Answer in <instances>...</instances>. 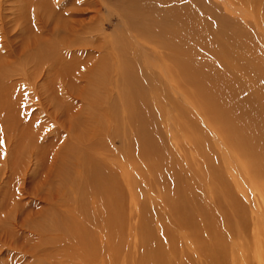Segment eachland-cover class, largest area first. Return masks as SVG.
I'll return each mask as SVG.
<instances>
[{"label":"rangeland","instance_id":"obj_1","mask_svg":"<svg viewBox=\"0 0 264 264\" xmlns=\"http://www.w3.org/2000/svg\"><path fill=\"white\" fill-rule=\"evenodd\" d=\"M205 1L207 6L214 8L215 13L219 12L226 19L231 34H236V37L231 35L224 41L220 39L218 46L224 53L216 59L217 63H230L232 71L231 62L237 61L232 52L237 53L238 58L246 56L247 52L251 54L252 51V54L261 55L264 64V25L259 24L264 23L261 19L264 18V0ZM203 2L204 0H190V5L195 12H199L202 10L199 5L203 7ZM121 4V0H0V264H79L84 261L86 264H260L257 257L260 249L256 248L253 225L259 224L261 248L264 249V216L259 215L258 197V190H264V179L248 171L246 162L237 156V151L228 150V154H224L215 138L211 137L219 156L213 160V165L209 164L210 158L200 165L196 161L197 158L199 160L198 155L194 157L193 153L197 149L195 142L189 140L186 143L184 136L179 146H176L175 153L182 158L187 157V151L193 154L190 164L197 169V172H191L195 176L198 194L203 195L204 190H214L215 194L232 190L236 193L233 200L236 206L237 194H242L246 202L249 196L253 203L258 201L256 207L246 204L248 211L244 220L238 218L240 214L236 211L237 207L234 212L229 207L224 210L225 214L214 217L215 230L227 235L234 243V250L225 253L221 246H213L216 241L208 235L209 226L204 228L211 217L206 219L200 213L195 215L194 221L199 223L198 226L204 232H200L203 247L196 241L199 237L196 239L183 234L191 228L177 229L171 218L166 222L173 228L174 236L168 235V239H164V231L158 226L160 223L156 213V209L159 210V199L155 204L153 202L148 205L150 203L141 196L146 190H152V194H146V197L158 196L161 187L153 182L151 172L145 168L143 160L134 154L137 129L126 118L127 113L123 110L121 101L122 86L119 77L115 76L119 71L117 66L120 58L113 45L115 42L126 45L122 36L127 37L121 31L127 18L120 9ZM207 16L209 18L210 15ZM214 16L217 21H221L218 16ZM205 24L213 29L207 19ZM130 32L135 33L133 29ZM236 40L239 42L236 43ZM137 42V46L142 43L141 46L152 49V45L144 41ZM129 52L133 56V50ZM194 56L191 57L195 59ZM230 56L234 58L233 61ZM104 60L109 61V70L111 64L115 66L112 68V78L109 72V78L97 80L94 74ZM238 66L237 64V69ZM242 78L250 79L248 75H243ZM93 89L94 92L98 91V96L93 94ZM190 91L193 93L195 88L191 87ZM174 95L180 102L182 89L175 88ZM101 97L109 98V102L114 101L119 112L122 110L118 117L119 123L110 112L108 114L112 119H105L107 124L93 119L87 122L88 119L84 118L86 113H92V116L105 115L104 110L108 106L105 98ZM182 111L189 115L186 109ZM182 111L177 110L171 115L172 118L177 117L174 118V127L177 129L185 125L191 126L190 120ZM161 128L165 150H172L170 144L173 140L169 130H164L167 129L164 124ZM125 149H131V153L129 151L125 155ZM214 149L210 143L204 154L213 153ZM88 154L96 160L100 159L102 163L108 162L107 165L117 172L118 182L113 185V190L117 189L114 193L119 194L118 203L121 208L119 211L112 209L111 212L118 217L114 224L118 228L122 227L120 229L123 235H119L118 242L109 241L111 259L108 262L102 258L108 248L105 246L102 250L95 239L85 236L84 227L75 232L86 237L85 243L89 248L83 243L79 250V255L87 253L85 260L76 258L69 261V257H66L71 254L74 256L71 251L74 247L73 240L76 242V239L65 229L73 231L81 222L86 224L85 229L91 232L94 230L93 234L96 233L99 239L101 231L92 222L105 224L109 213L101 202L104 197L85 183L90 180L89 175L93 169L91 163L83 162ZM105 157H108V161L102 159ZM203 180L207 181L209 189L205 188ZM79 181L84 182V186L87 184L84 192L78 190ZM230 196L221 194L222 204L226 206L232 203L231 198L234 197ZM81 197L85 199L84 202L80 201ZM213 199L218 201L217 196ZM203 201L208 202V208L212 207L210 200ZM193 203L187 204L184 210L187 208L190 211L191 207L196 206ZM143 206L150 209L144 211ZM149 212L155 213L151 215V221L144 216ZM246 218L249 225L243 223ZM59 222L64 223L62 228ZM160 222L163 223L162 219ZM147 223L152 225L147 226ZM49 224H53L56 229L51 230ZM53 230L55 231L50 233ZM158 240L162 241L163 253L166 250L164 260L154 244L156 242L159 245ZM106 244L105 242L104 245ZM227 245H230L229 240ZM149 248L154 250L149 251ZM216 248H220L223 254L213 260ZM240 254L245 255L243 261L237 259ZM262 257L264 262V255Z\"/></svg>","mask_w":264,"mask_h":264},{"label":"bare ground","instance_id":"obj_2","mask_svg":"<svg viewBox=\"0 0 264 264\" xmlns=\"http://www.w3.org/2000/svg\"><path fill=\"white\" fill-rule=\"evenodd\" d=\"M121 2L122 7L120 9L127 17L126 20L124 18L125 23L123 29L121 28V31L122 34L127 37L122 36V41L126 42V45L116 44V42L115 45H113L114 43L111 44L113 45L114 50L117 51L120 58V62L117 66L119 71H117V73L115 72V76L119 77L120 85L122 86L120 90L121 101L124 108L123 110L127 113L126 118L128 117L137 129L134 154L143 160V163L146 165L145 168H148L151 172L153 182L161 187V192L158 196L154 195V197H152L149 195L146 197V194H149L152 190L150 192L146 190V192L142 193L141 196H143V199L147 203H150L148 205H151L153 202L155 204L157 198L159 199L157 201L159 210L156 209V213L158 215L157 220H159L160 223L158 226H160L161 230L164 231V239H168V235L174 236L173 228L170 227L169 222H166L168 218H171V222L175 227H177V229L181 230V228H191L188 231L185 230L183 234L185 236H194L196 239L199 237L200 239L196 241L203 247L204 244L201 243L202 234L200 233L203 231L200 229V226H198L199 223L197 224L194 221L195 215L200 213L206 219L211 217L209 222L205 224L204 228L206 229V227L209 226L208 232L210 234L208 233V235L216 241L213 246H221L225 253L229 250H234V243L227 237V235L221 233V231L218 232L215 230L216 228L214 223H216V219H214V217L218 218L219 215L223 214L225 212L224 210L227 208L229 209V207H231L234 212L237 207L236 211L240 214L238 215V218L243 219L245 216L247 217L248 210L246 209V204H253L256 207V203L258 201L253 203L252 197L249 196L250 198L246 202L243 200L242 194L240 196L237 194L236 206V202L233 201L236 193L232 190H226L221 192V194L224 196H226V194H230L234 198H231L233 204L229 203L225 206L222 204L221 194H215L213 192L214 190H204L203 195L198 194L197 192L199 190H196L198 187L195 182V176L192 175L191 172V170L197 172V169L195 170L190 164V157H192L193 154H191V151H187V157L182 158L179 157L181 155L175 153V149L176 146H179V142L184 136L186 143L189 140L194 141L197 146V149L193 152L195 154L194 157L197 155L199 157V160L197 158L196 161L202 165L210 158L209 164L213 165V160L217 159L219 156V152L211 138L213 137L217 140L219 145L222 146L224 154H226L228 150L237 151V156L246 162L249 168L248 171L256 177L264 179L263 58L260 54H252V51L251 54L247 52L246 56L241 55L237 58V53L232 52V55L237 59L236 62H231L232 71H230V63H227V66L225 64H218L216 59L220 58L222 53H224L218 46L220 44V39L224 41L231 35L236 37V34H231L230 28L225 21L226 19L221 17L219 12L215 13L213 10L214 8L211 9L207 6L205 0L202 5L203 7L199 5L202 9L199 12H195L192 9L190 0H121ZM208 14L210 15L209 18L207 16ZM214 15L218 16L221 21L218 20V22ZM197 19H200V21H197ZM206 19L209 26H212L213 29H210L205 24ZM261 19L264 22V18ZM259 24L264 25L262 22ZM130 29H133V32L135 33L130 32ZM261 29L262 28H260V30ZM263 33L264 31L262 34ZM133 39L136 43H134L135 41L133 42ZM139 40L152 45V49L141 46V42V45L139 44L137 46V41ZM237 42L239 41L236 40V43ZM129 50H133V56L129 54ZM111 54L113 55L112 52ZM193 55L196 56H194L195 59L191 57ZM111 57L113 58V56ZM230 57L233 61L234 58L232 56ZM108 64H110L109 61L104 60L98 65L97 71L94 74L97 80H102L104 78L102 80L104 81L106 77L109 78V72L110 75L112 74V68H115V66L111 64L109 70V68H107ZM237 64L239 65L238 69ZM243 75H248L251 80L242 78ZM110 77L112 78V75ZM119 81L117 83H119ZM191 87L195 88L193 93L190 91ZM175 88H180L183 91V95L180 97V102L174 95ZM93 94L98 96V91L94 92L93 89ZM103 98H105V104L108 106L107 110H104L105 115L103 116V114H99L97 116H92L90 111L91 114L88 115L86 113L87 116L84 117L88 119L87 122H90V120L93 119L94 121L97 120L98 122H106L107 124L106 120L110 118L112 119V117L118 121L119 113L121 114L122 110L119 112L118 105L114 103V101L109 102V98ZM157 109L161 112H157ZM184 109L188 111L189 115L182 111ZM177 110L180 112L182 111L187 115L191 126L185 125L179 129L174 127L176 124L175 119L177 117L172 118L171 115L172 113H176ZM109 112L112 117L108 114ZM168 118H171V120L168 121ZM162 124L166 125L167 129L164 130H169L171 140H173V143L170 144L172 150H165V143L161 132ZM127 126L129 127V125ZM113 127L115 126L113 125ZM210 143L211 147L215 149L213 153L205 155L204 153ZM130 150L125 149L124 154H129ZM94 152L96 154L98 153L97 151ZM86 156L87 159L85 161H83V158H81V160L85 162V164L91 163V167L93 169L89 175L90 180L85 183L89 184V186L91 185L98 195L104 197L101 198V202L104 203V207L107 209L106 212L109 213L106 215L105 224L100 225L98 224V221L92 222V224L98 227L99 232L101 231L99 239H97L96 233L93 234L95 232L94 230L91 232L90 230L85 229L87 227L86 224L81 222L75 226L73 231L64 228L67 232L72 234L73 239H76L75 242V240L71 237V241H74V247L71 251L74 253V256L71 254V256L66 255V257H69V261L76 258L85 260L84 257L87 253L79 255V250L82 248L81 245L87 242L85 241L86 237L84 238L82 233L79 234V232H75V230H80L84 227V231H86L84 234L85 236H89L88 238L91 240L95 239L96 244L98 243L102 246V250L105 246V248H108L106 249L108 251L104 253V257H102L104 260L107 259L108 262V260L111 259L109 241L112 240L118 242L117 240H119V235L122 234L120 229L122 227L119 226L118 228L114 224L115 221L117 222L118 217L111 212L112 209L119 211L121 208V205L118 203L119 194L114 193L117 189L113 190V185L118 182L116 178L117 172H115L113 167L107 165L108 162L107 164L105 162L102 163L99 161L100 159L96 160L94 157H91L92 155L90 156V154ZM105 158L102 159L104 161H108V157L106 159ZM118 166H120V164ZM191 166L193 169H191ZM203 182L205 183V188L209 189L207 181L203 180ZM83 183L84 182L78 183V185H80L78 186V190H83L84 192V188L87 184L84 186ZM258 191L260 192L258 196L260 199L259 215L264 216V190ZM76 192L78 191H75V193ZM215 196H217V202L213 201V197ZM84 197L86 199L87 194ZM115 197L117 198V201L115 200ZM192 198H194V200H192ZM85 199L81 197L80 201L84 202ZM203 200H210L209 202L212 203V207L208 208V206H206L208 202L203 203ZM193 202L196 203V206L191 207L192 211H189L187 208L184 210L187 204ZM147 208L150 209V207L143 206L144 211ZM158 211H164L163 213H167L163 214ZM152 214L155 213L149 212L144 216H146L147 220L151 221V219H153L151 216ZM161 214L163 215L160 216ZM160 219H162L163 223L160 222ZM71 222L68 223L70 224ZM243 223L244 225H249L247 218L243 221ZM149 225L152 224L147 223V226ZM258 225L256 223L253 225L255 227L254 236L256 238V248L260 249L257 257L260 260V264H264V262H262L264 249L261 248V240L259 237L260 229ZM49 226L51 230L56 229L53 224H49ZM63 226L64 223H60V227L62 228ZM47 231L50 230L48 229ZM54 231L55 230L50 233H53ZM192 233L195 235H191ZM242 233L244 234V232ZM227 240L230 241L229 246L227 245ZM105 242L107 243L106 245H104ZM156 242H154V244L158 247V253L164 260L165 257H163V255L166 254V250L163 253L164 247L162 241H159L160 243L158 242L159 245L156 244ZM87 248L89 247L87 246ZM152 250L154 249L149 248V251ZM195 254L196 253H194V255ZM220 254H223V252L220 248H216L215 253L212 255L213 260L219 258ZM240 255L241 256L237 259L243 261V257H245V255ZM198 260L200 259L198 258ZM80 263L86 264L87 262L85 263L84 261ZM211 264L216 263L212 262Z\"/></svg>","mask_w":264,"mask_h":264}]
</instances>
